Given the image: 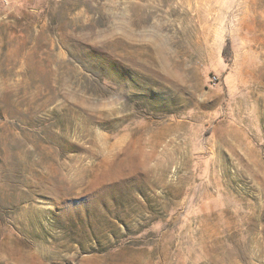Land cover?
Returning a JSON list of instances; mask_svg holds the SVG:
<instances>
[{
	"label": "rangeland",
	"instance_id": "obj_1",
	"mask_svg": "<svg viewBox=\"0 0 264 264\" xmlns=\"http://www.w3.org/2000/svg\"><path fill=\"white\" fill-rule=\"evenodd\" d=\"M0 264H264V0H0Z\"/></svg>",
	"mask_w": 264,
	"mask_h": 264
}]
</instances>
